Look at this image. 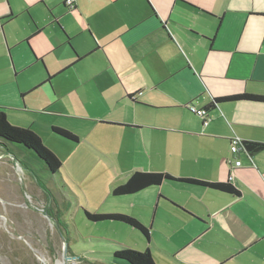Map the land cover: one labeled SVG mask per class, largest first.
Masks as SVG:
<instances>
[{
  "label": "crops",
  "instance_id": "obj_1",
  "mask_svg": "<svg viewBox=\"0 0 264 264\" xmlns=\"http://www.w3.org/2000/svg\"><path fill=\"white\" fill-rule=\"evenodd\" d=\"M66 2L0 0V109L26 117L64 154L87 140L110 146L102 150L129 164L126 180L135 171L209 182L232 174L239 195L164 181L120 196L146 191L142 214L155 206L150 226L131 214L149 239L121 224L164 264H264V150L231 151L234 137L264 143V103L221 102L207 125L187 107L264 95V0H75L72 9ZM36 64L43 71L29 83L12 79ZM110 242V254L131 247Z\"/></svg>",
  "mask_w": 264,
  "mask_h": 264
},
{
  "label": "rangeland",
  "instance_id": "obj_2",
  "mask_svg": "<svg viewBox=\"0 0 264 264\" xmlns=\"http://www.w3.org/2000/svg\"><path fill=\"white\" fill-rule=\"evenodd\" d=\"M41 71L42 65L36 64L17 78L13 72L12 79L29 83ZM5 112L11 125L32 130L57 156L68 187L59 175H41L44 164L32 151L25 150L31 157L17 151L24 150L21 145L0 144V264H109L110 240L145 251L148 242L138 231L118 222L90 221L83 210L143 215L139 200L147 197L146 191L120 198L112 195V188L126 180L129 164L88 140L71 155L64 154L30 127L26 117ZM154 207L142 218L137 216L147 226ZM152 257L156 264H164L154 247Z\"/></svg>",
  "mask_w": 264,
  "mask_h": 264
},
{
  "label": "trees",
  "instance_id": "obj_3",
  "mask_svg": "<svg viewBox=\"0 0 264 264\" xmlns=\"http://www.w3.org/2000/svg\"><path fill=\"white\" fill-rule=\"evenodd\" d=\"M240 100L264 103V95L244 93L214 98L212 102L204 108L205 117H209V112L221 102ZM189 105L187 106L188 108ZM52 131L65 139L74 142L79 140L76 134L62 127L53 126ZM0 140L3 141H0L2 146H5V142H11L25 147L28 149V151H32L37 156V158L43 162L45 168L51 174L58 175L60 172L62 162L55 154H53L47 147L43 145L41 138L28 128L11 125L7 120L6 112L2 109H0ZM244 150L249 154L257 153L264 150V143L241 141L240 151ZM164 181H182L193 185L206 186L212 189L229 192L235 195L240 194L238 189L234 186V184H232L230 180L229 182H209L197 178H176L166 172L135 171L124 183L116 186L112 190V195L115 197H120L135 194L148 187L160 185ZM83 210L87 219L90 221H114L124 223L138 230L147 239L150 238L148 227L131 215L125 213H94L87 210L86 208ZM111 255L114 258L125 260L130 264H156L149 249L140 251L128 246L119 245L116 251L111 252Z\"/></svg>",
  "mask_w": 264,
  "mask_h": 264
},
{
  "label": "built area",
  "instance_id": "obj_4",
  "mask_svg": "<svg viewBox=\"0 0 264 264\" xmlns=\"http://www.w3.org/2000/svg\"><path fill=\"white\" fill-rule=\"evenodd\" d=\"M66 4H67V6L69 7V8H74V6H75V0H67V2H66ZM189 109L193 112V113H195V114H197L198 116H200L201 118H204L203 119V124L204 125H207L208 123H209V120H210V118L209 117H205V110L204 109H198L196 106H194V105H189ZM241 141L242 140H240L239 138H237V137H234V138H232V140H231V151L233 152V153H238L239 151H240V149H241ZM244 152H246L245 150H244ZM242 164V162H241V160L240 159H236V161H235V166H240ZM229 179H230V181L232 182V183H235V181H234V176L231 174V176L229 177Z\"/></svg>",
  "mask_w": 264,
  "mask_h": 264
},
{
  "label": "water",
  "instance_id": "obj_5",
  "mask_svg": "<svg viewBox=\"0 0 264 264\" xmlns=\"http://www.w3.org/2000/svg\"><path fill=\"white\" fill-rule=\"evenodd\" d=\"M23 148H25V147H23ZM25 150H27V151H28V149H26V148H25Z\"/></svg>",
  "mask_w": 264,
  "mask_h": 264
}]
</instances>
